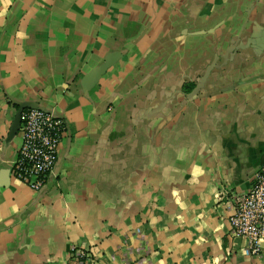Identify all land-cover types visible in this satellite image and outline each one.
<instances>
[{
    "label": "crops",
    "instance_id": "crops-1",
    "mask_svg": "<svg viewBox=\"0 0 264 264\" xmlns=\"http://www.w3.org/2000/svg\"><path fill=\"white\" fill-rule=\"evenodd\" d=\"M66 120L33 190L23 110ZM264 164V0H0V264H264L230 234Z\"/></svg>",
    "mask_w": 264,
    "mask_h": 264
},
{
    "label": "built area",
    "instance_id": "built-area-1",
    "mask_svg": "<svg viewBox=\"0 0 264 264\" xmlns=\"http://www.w3.org/2000/svg\"><path fill=\"white\" fill-rule=\"evenodd\" d=\"M67 129L64 118L42 108L23 110L21 144L12 174L33 190L43 188L58 161V150ZM230 234L246 240L251 255L262 252L264 241V164L255 173L251 188L233 197ZM76 264H90L87 248H75Z\"/></svg>",
    "mask_w": 264,
    "mask_h": 264
},
{
    "label": "water",
    "instance_id": "water-1",
    "mask_svg": "<svg viewBox=\"0 0 264 264\" xmlns=\"http://www.w3.org/2000/svg\"><path fill=\"white\" fill-rule=\"evenodd\" d=\"M28 107H30V108H32V107L41 108V107H38V106H31V105H29ZM23 109H24V107H21L18 110V113L16 115V118L14 120L12 129H11V132H10L11 136H14L15 134H17L20 131V129H21ZM42 109H44V108H42Z\"/></svg>",
    "mask_w": 264,
    "mask_h": 264
}]
</instances>
